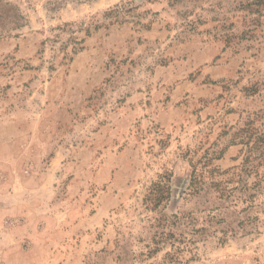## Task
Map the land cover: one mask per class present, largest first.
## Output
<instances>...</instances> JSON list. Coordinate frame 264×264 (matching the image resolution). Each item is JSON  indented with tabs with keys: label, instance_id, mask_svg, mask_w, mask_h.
<instances>
[{
	"label": "rangeland",
	"instance_id": "obj_1",
	"mask_svg": "<svg viewBox=\"0 0 264 264\" xmlns=\"http://www.w3.org/2000/svg\"><path fill=\"white\" fill-rule=\"evenodd\" d=\"M0 264H264V0H0Z\"/></svg>",
	"mask_w": 264,
	"mask_h": 264
},
{
	"label": "trees",
	"instance_id": "obj_2",
	"mask_svg": "<svg viewBox=\"0 0 264 264\" xmlns=\"http://www.w3.org/2000/svg\"><path fill=\"white\" fill-rule=\"evenodd\" d=\"M13 16L14 17L18 16V18H23L21 15L17 14L16 11H14ZM13 23H14L13 28H11L12 30L20 27V23L18 22L17 18ZM168 193H169V185L166 182H159L155 187L149 189L147 195V197L149 198L145 200L148 201L150 204H152L153 207H156L161 204L162 200L167 197Z\"/></svg>",
	"mask_w": 264,
	"mask_h": 264
}]
</instances>
